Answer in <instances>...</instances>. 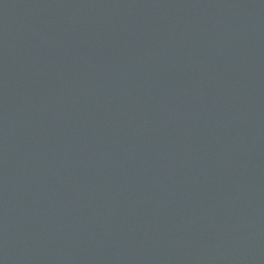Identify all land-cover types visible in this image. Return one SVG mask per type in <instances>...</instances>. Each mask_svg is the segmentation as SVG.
<instances>
[{"label":"water","instance_id":"1","mask_svg":"<svg viewBox=\"0 0 264 264\" xmlns=\"http://www.w3.org/2000/svg\"><path fill=\"white\" fill-rule=\"evenodd\" d=\"M0 264H264V0H0Z\"/></svg>","mask_w":264,"mask_h":264}]
</instances>
